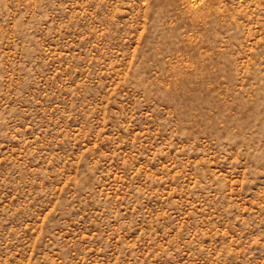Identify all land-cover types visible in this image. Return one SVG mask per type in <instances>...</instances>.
Here are the masks:
<instances>
[{"label": "rangeland", "instance_id": "374dc122", "mask_svg": "<svg viewBox=\"0 0 264 264\" xmlns=\"http://www.w3.org/2000/svg\"><path fill=\"white\" fill-rule=\"evenodd\" d=\"M0 264H264V0H0Z\"/></svg>", "mask_w": 264, "mask_h": 264}]
</instances>
